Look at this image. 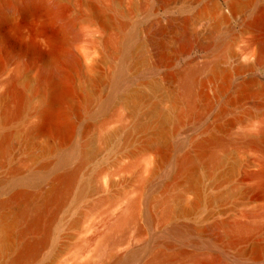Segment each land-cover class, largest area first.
<instances>
[{"label":"rangeland","instance_id":"obj_1","mask_svg":"<svg viewBox=\"0 0 264 264\" xmlns=\"http://www.w3.org/2000/svg\"><path fill=\"white\" fill-rule=\"evenodd\" d=\"M209 3L217 13L207 12ZM201 21L218 22L216 44L178 51L181 33ZM154 30L170 61L158 59ZM263 42L264 0H0V109H12L19 91L25 99L20 117L0 125V137L8 134L0 163L9 161L0 167V200L19 186L30 196L47 190L80 150L86 161L39 256L21 264H264V59L256 62ZM207 61L229 68L231 86L218 96L200 73L192 103L215 106L176 126L187 103L177 109L171 99L180 87L172 76ZM52 64L66 75L65 138L28 132L50 95L40 75ZM249 76L254 85L236 95ZM209 134L225 140L214 148L221 165L176 176L175 159ZM11 165L19 176H10ZM133 199L135 217L115 227ZM167 206L173 212L163 217ZM174 225L194 227L198 243L172 236ZM238 226L248 228L239 239L229 232ZM10 252L0 253V264H12Z\"/></svg>","mask_w":264,"mask_h":264},{"label":"bare ground","instance_id":"obj_2","mask_svg":"<svg viewBox=\"0 0 264 264\" xmlns=\"http://www.w3.org/2000/svg\"><path fill=\"white\" fill-rule=\"evenodd\" d=\"M2 1H4L6 5H10L11 3V0ZM105 9L113 10V6L107 7ZM207 12L215 14L218 12V9L212 3H209L207 6ZM115 13L118 14L117 11H115ZM219 21L225 23L227 21V17L224 15H219ZM207 23L203 21L193 22V28L188 31L186 30L179 36V42L177 46L175 45L176 49L178 51L180 50L185 52L184 50L189 49L191 47V44L195 41L200 42V44H204L207 49H211L216 44L218 22L217 24L214 23V25L212 26L210 24L209 28L207 27ZM162 34L163 31H160L159 35ZM153 35L154 37L151 38L152 46L155 47L156 45L157 47H161L162 49V40H155V30L153 32ZM163 49L158 55V59L161 61H170L172 57L169 55V53H165ZM262 59H264V42L261 44L256 62L261 61ZM71 61L76 64L75 59L72 58ZM53 64L49 66L46 65V68L40 75L41 82L48 85L51 89V92L49 97L44 100L40 106L38 112L39 120L29 129L28 132L44 136L51 132L55 134L57 133V135L65 138L70 130V124L67 120L66 112L61 107L63 101L67 98V95H65V93L62 91L64 89H61L62 83L66 79V75L59 71L56 68V65L53 66ZM196 65L178 70L172 76L174 79H180V87H178V91H172L170 93L171 99L177 105V109H179L180 106L178 104L187 103L186 107L184 105L185 108L182 107L183 109H181L180 107V110H177V112L175 113V120H177L176 126L178 124L180 125L184 118H189L194 122H198L201 117V111H208L215 106L217 100L214 99H206L205 103L203 100V104L200 106L192 103L193 100H191V98L194 93V82L197 81L196 78L200 73H203L205 71L207 72L204 81L216 85L218 96L225 95V93L231 86V83L229 81V68L221 69L216 65L215 62L209 61L201 63V65ZM231 67L234 71L239 70V67L235 64L232 66L230 65V68ZM250 67L251 65L247 68ZM255 82L256 78L253 76L245 78L241 82V84H238L239 86L236 88L235 92L236 95H240L244 91L248 90L252 85H254ZM64 87L65 86H63L62 88ZM199 96L202 97L203 95L200 93ZM24 102V96L22 92L19 91L17 95H15V103L12 109H0V125L5 121H14L18 119L24 110ZM103 106H105V104ZM219 109L218 111H216L217 115H221L223 113L222 110ZM209 135L208 137L202 139V141H197L196 143L192 142L195 143L194 146L192 145V147L195 148L192 154L180 155L175 159L173 166L176 176H190L193 168L198 164H203L211 168H216L221 165V159L215 152L214 148L218 145H221L225 140H223V138ZM7 136L8 134L4 133L0 137V152L2 150V147L6 144ZM240 139H247V137L242 134ZM82 144V146L86 145L85 143ZM83 153L85 152H81V150L76 153V164L73 168L53 175L55 184L52 183L53 185L50 186L47 190L34 194V196H30L28 192H26L21 188V186H19L12 190L7 198L0 200V242L2 243V245L0 246V253L11 251L9 260L10 263L21 264L24 262L36 260L39 256L41 250L49 239L51 225L56 216V213L66 202L68 193L71 187L74 185L76 177L78 176V173L80 172L82 166L86 162H84L85 155L83 156ZM8 163L9 161L7 163H0V167H5ZM48 164L44 163L40 165L39 168H47ZM149 169L150 173L154 172V168L149 167ZM9 170L11 177H17L21 174L20 168L16 165H11ZM126 204V208L120 213L115 223V227H124L130 219H133L135 217L139 209V203L137 199H133ZM172 212L173 209L171 207H164V209L162 210V216L168 217ZM147 219L150 221L152 219L151 215L148 214ZM193 228L191 226L185 225H174L169 232L174 237H178L182 240H188L192 243L197 244L198 242L192 238L195 232ZM247 230L248 228L246 226H238L236 228H232L231 230H229V232L232 235L235 234L239 239ZM11 240H14L15 243L12 248H7L6 242ZM236 241L231 240V242L229 243L230 245H234ZM209 244L206 242L207 247L210 246Z\"/></svg>","mask_w":264,"mask_h":264},{"label":"water","instance_id":"obj_3","mask_svg":"<svg viewBox=\"0 0 264 264\" xmlns=\"http://www.w3.org/2000/svg\"><path fill=\"white\" fill-rule=\"evenodd\" d=\"M85 67V66H84Z\"/></svg>","mask_w":264,"mask_h":264}]
</instances>
